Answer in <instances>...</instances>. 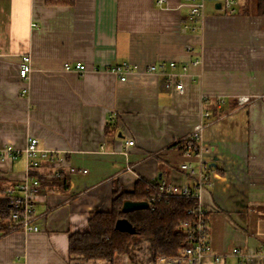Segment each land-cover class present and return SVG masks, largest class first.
<instances>
[{"label":"crops","instance_id":"0c3cea01","mask_svg":"<svg viewBox=\"0 0 264 264\" xmlns=\"http://www.w3.org/2000/svg\"><path fill=\"white\" fill-rule=\"evenodd\" d=\"M235 2L230 11L225 0H205L192 23L186 0H0V150L37 138L51 154L31 170L41 184L40 230L5 220L12 227L0 228V264H109L72 255L70 236L87 231L95 212L111 211L117 186L188 180L179 165L198 159L182 146L200 122L214 168L202 203L212 252L224 256L207 262L264 264V256L241 262L232 254L264 248V0ZM24 54L27 80L19 76ZM120 62L136 66L125 81L109 70ZM162 63L183 72L182 93L146 71ZM26 165L24 155L0 158V201ZM159 257L139 238L113 264H172Z\"/></svg>","mask_w":264,"mask_h":264},{"label":"built area","instance_id":"2783aa9c","mask_svg":"<svg viewBox=\"0 0 264 264\" xmlns=\"http://www.w3.org/2000/svg\"><path fill=\"white\" fill-rule=\"evenodd\" d=\"M169 0H157L158 5L168 6ZM215 2L219 0H213ZM226 6L230 9L236 3L235 0H225ZM186 5L190 7V21L195 23L203 17L205 0H186ZM233 12V11H232ZM187 29L194 31L197 26L186 25ZM190 46L186 49L189 50ZM199 61H195L197 65ZM166 66L172 70L176 68L175 62H169ZM136 67V66H135ZM129 62H120L111 66L109 70L114 74L120 76V80L125 81L127 74L135 68ZM66 70H75L84 72L85 66L77 63L72 65L65 64ZM32 71V61L29 54H24L20 57L19 76L22 80H27ZM146 71L149 73L159 72L165 76L166 86L169 88L174 86L177 92H183V83L181 77L183 72L175 74L172 71L165 69V64H151L148 65ZM186 68H184V72ZM248 97H241L239 102L241 104L247 103ZM205 116L208 118L209 114ZM205 124L200 122L194 126L190 132L185 143L187 144L185 150L188 154H193L198 159L197 163L193 161H184L180 163V168L187 176L188 180L181 184L168 183L164 180L154 181L157 183L156 190L151 194L150 203L155 201H162L169 197L186 198L196 201L194 209L188 210V213L193 216L192 221L184 223V230L187 233L188 246L183 248L179 255L175 257H159L160 262L172 264H209L207 259L214 262H220L223 255H214L210 244V224L206 209L203 207L202 199L203 192L206 187L212 184L214 176V168L210 161L205 158V153L209 152V147L204 145L202 139V132ZM128 145H132L133 141H129ZM24 155L27 160V172L24 178L6 190L5 195L9 197L11 206V213L8 220L12 223L13 229L24 232H36L40 228L37 224L38 215L35 210V198L41 192V184L38 178L31 174V170L39 167L42 159L51 158V154L46 149L39 148V141L37 138H29L24 148H17L12 145H7L0 150V158L16 159ZM73 171V170H72ZM86 172V170H84ZM232 254L238 256L243 262L245 259H251L264 256V248L253 254H242L236 248L232 250Z\"/></svg>","mask_w":264,"mask_h":264},{"label":"trees","instance_id":"16d2710c","mask_svg":"<svg viewBox=\"0 0 264 264\" xmlns=\"http://www.w3.org/2000/svg\"><path fill=\"white\" fill-rule=\"evenodd\" d=\"M183 144L182 148H186ZM64 180L62 173L54 175ZM157 183L138 180L134 191H126L117 186L114 190L112 209L109 212H95L88 223V230L76 232L70 236V253L87 260H105L113 264L115 256L128 252L136 239L150 242L154 258L175 257L188 246L184 223L192 221L188 210L194 209L196 201L169 197L162 201L149 202ZM126 201L146 202V207L123 210ZM11 213L9 197L4 195L0 201L1 230H10L12 225H4ZM125 218L133 226L135 232L116 229L117 220Z\"/></svg>","mask_w":264,"mask_h":264},{"label":"water","instance_id":"95a60500","mask_svg":"<svg viewBox=\"0 0 264 264\" xmlns=\"http://www.w3.org/2000/svg\"><path fill=\"white\" fill-rule=\"evenodd\" d=\"M146 206H147V203H145V202L138 203V202L127 201L124 203L123 210L128 211V210H131L134 208H142V207H146ZM116 229H118L120 231L131 232V233L135 232L132 224L127 219H124V218L117 220Z\"/></svg>","mask_w":264,"mask_h":264},{"label":"rangeland","instance_id":"374dc122","mask_svg":"<svg viewBox=\"0 0 264 264\" xmlns=\"http://www.w3.org/2000/svg\"><path fill=\"white\" fill-rule=\"evenodd\" d=\"M8 189H9V188H8ZM9 217H10V215H9ZM9 217H8V218H9ZM7 220H8V219H7Z\"/></svg>","mask_w":264,"mask_h":264}]
</instances>
